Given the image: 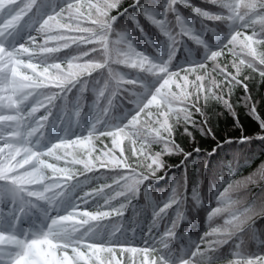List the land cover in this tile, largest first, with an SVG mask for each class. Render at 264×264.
I'll list each match as a JSON object with an SVG mask.
<instances>
[{"label": "snow or ice", "instance_id": "snow-or-ice-1", "mask_svg": "<svg viewBox=\"0 0 264 264\" xmlns=\"http://www.w3.org/2000/svg\"><path fill=\"white\" fill-rule=\"evenodd\" d=\"M209 2L222 11L205 10L190 0H134L130 7L139 9L138 15L130 14L128 8L118 11L122 0H0V264H122L116 258L117 249L122 254L142 253L141 264H198L196 257L212 264L216 244L240 239L247 231L256 238L255 219L264 218V199L259 205L253 201L240 206L241 201L229 193L264 181V165L254 175L217 192V206L208 219L220 215L225 219L222 226L204 233L205 237H217L204 250L199 243L191 252L183 247L176 252L172 247L173 241L180 239L176 230L188 220L190 211L187 195L177 191L179 181L162 205L153 208V217L162 218L175 206V219L158 239L145 238L142 248L126 246L127 232L135 230L124 227L126 204H112L121 196L130 200L145 181L161 179L157 172L165 168L164 155L191 156L174 139L181 119L188 136L192 137L191 124L202 135L215 138L207 127V114L199 106L201 98L205 106L210 99L222 103L239 125L230 96L233 88L242 86L244 106L264 130L255 102L249 103L251 96L244 83L249 77L240 79L242 66L258 71L264 79V0ZM179 5L190 8L193 17L183 15ZM113 10L116 15L111 14ZM125 16L127 20L122 21ZM196 18L202 29L205 21L224 22L228 32L219 35L215 28H208L217 35L216 45H210L202 38L203 32L196 30ZM143 21L158 30L163 40H153ZM248 29L251 34L242 31ZM136 37L147 40L156 49L155 55L142 50ZM184 37L202 46L204 55L202 59L190 58L186 67L179 65L176 70L173 60ZM229 45L228 51L236 57L231 61L234 73L218 62ZM208 61L213 62L212 72L207 71ZM114 64L137 70V74L130 77L115 70ZM101 69H106L108 77L102 86L92 76ZM212 73L223 79L217 81ZM124 84L137 85L141 91L131 93L133 109L115 115L113 101ZM89 87L94 99L87 110L89 106L82 104L81 98ZM73 89L79 95L69 104L68 94ZM225 90L227 95H221ZM193 110L204 117L199 124L192 119ZM102 138H110L111 147L103 144ZM125 139L133 145L135 168L122 147ZM98 142L103 147H98ZM153 145H162L161 151L145 150ZM100 169L112 176L119 190L107 183L86 190L90 182L87 173L95 175ZM183 187L186 192V178ZM191 199V211L199 210L203 200L196 188ZM93 204L95 209L90 210ZM242 243L235 245L227 264H264V255L245 254Z\"/></svg>", "mask_w": 264, "mask_h": 264}, {"label": "trees", "instance_id": "trees-1", "mask_svg": "<svg viewBox=\"0 0 264 264\" xmlns=\"http://www.w3.org/2000/svg\"><path fill=\"white\" fill-rule=\"evenodd\" d=\"M19 2V0H17ZM54 3H59L60 0H53ZM134 0H122L121 7L118 11H123L124 8L129 9V13L132 15H138L139 9H133L130 5H133ZM149 2L162 3L163 0H149ZM194 6L201 7L205 10L217 12L222 11L217 5L212 4L209 0H190ZM180 11L186 17H193V13L190 8H184L182 5L178 6ZM113 15L117 14V10H113L111 13ZM31 15V13H29ZM122 21L127 20V16L121 18ZM170 19L172 17L170 16ZM146 25L148 35L152 37L153 40H163L160 36L158 30H156L152 25L148 24L147 21H143ZM205 28H201L199 18H196V30L198 32H203L202 38L207 40L210 45L215 46L217 43V35H226L228 32L227 24L224 22H212L205 21ZM208 28H215L216 34L209 31ZM178 31V29H175ZM251 34V29L242 30ZM37 35L36 33H33ZM159 38V39H158ZM180 38L178 37V40ZM135 43L139 47L146 51L150 55H155L156 49L149 45L148 41L136 37ZM228 47L223 49V55L218 58L220 65H227L228 71L235 72L231 67V61L236 59L231 52L228 51ZM162 48V45H161ZM70 51V49L65 50ZM238 51V49H237ZM62 55V54H61ZM204 55V49L202 46L196 45L192 40L187 37L183 38L182 43L177 44L176 57L173 60V66L176 70H179V65H186V61L190 58L202 59ZM213 62H207V71L212 72ZM115 70L123 72L130 77H134L137 74V70L129 69L124 65H112ZM258 67H261L258 65ZM243 71L241 73L240 79L244 76H248L249 79L244 80V83L248 85V95L251 96L250 102H255V107L257 115L261 119H264V79L259 75L258 71H252L247 67L242 66ZM98 70L92 76L96 80H100L101 86L103 80L107 79L106 69H103V76ZM181 76L185 73L180 72ZM217 81L223 79L222 75L218 73H212ZM140 75H145L140 73ZM189 80L194 79V75L189 73ZM87 79V77H85ZM205 86H209L207 81ZM173 90H176L175 85H172ZM127 89L128 91H124ZM133 91L139 92L141 89L137 85L124 84L122 89L118 92L113 103L115 105L114 114L122 115L125 110H131L134 105L129 101L134 99L131 93ZM79 95L76 89H73L71 93L68 94V103L71 104ZM221 95H227V91ZM245 92L242 86H236L233 88L230 100L235 107L236 113L239 117V125H237L234 118L224 109L222 103H219L213 99H210L207 105H204L203 98L199 101V106L202 107L207 114L208 124L207 127L212 129L215 134V138L211 135H202L197 128L193 127L191 124L188 125L189 131L192 132V137L188 136L184 132V121L181 119L179 126L175 128L174 139L177 144H179L183 149L184 153H191L187 159H185L184 154L180 155H164V159L167 160L168 164L163 169L157 172V177H162L161 179H151L150 181H145L140 185V191L132 196L130 200H125L123 196L117 197L112 201V204L119 206L120 203H125L126 207L124 210V227L128 229L134 228L133 231L129 230L127 232V239L129 243L126 246H134L142 248L145 246V238L151 236L156 237L164 232L165 228L170 225V221L175 219L176 208H170L167 210V215L161 217H153V208H158L162 203L169 197L174 186H176L177 181L180 182V186L177 188L178 193L181 196L187 195L188 204L187 207L190 210L188 214V220L179 224L177 228V235L180 239L173 241L172 247L174 251L179 252L180 248L183 247L186 252L194 251V244L199 243L202 250L208 247L209 242L215 241L217 237L215 236H204V233L211 232L213 227L222 226L224 223L225 215H220V220L208 219V213L212 208L217 206L216 194L218 191H222L224 187H227L229 183H235L241 178H244L249 173L256 171L264 164V139L260 138L264 136V130L260 128L259 121L248 114V109L244 106L245 101L242 99L245 96ZM94 99V95L91 92V88L86 91L82 98L81 103L87 104L90 110L91 102ZM56 103H60L56 101ZM103 103V101H102ZM155 111V109H153ZM141 119H144L143 114ZM193 120H204V117L200 116L193 110L192 114ZM194 137V139H193ZM248 138L241 143L242 138ZM103 144H107L111 147L110 138H102ZM231 140V143L226 141ZM103 144L98 142V147H103ZM218 145H220L218 147ZM122 147L125 150V154L129 159V163L136 167V158L132 156L131 148L132 143L125 139L123 141ZM136 149H140V144L135 145ZM162 145H153L150 150L146 151L157 152L161 151ZM195 149H199L196 152ZM215 149V151H213ZM211 153V155H209ZM142 159V158H141ZM150 162V161H147ZM138 172L145 171V168H137ZM127 174L126 169L123 170ZM90 177L89 185L86 190H91L92 188L99 187L100 184L107 183L111 184L113 189H117V186L113 184L112 176L105 170L100 169L99 173L95 175L93 173H87ZM180 176H182L180 181ZM78 178L83 179V176ZM187 180V191L183 187L184 180ZM200 193L203 204L199 210L191 211L192 206V189ZM105 191H111L105 189ZM259 194L264 193V181L258 183V187L255 189ZM233 199L239 200L241 194L239 192L229 193ZM255 201L257 204V195L252 194L245 201L241 202L242 206L244 203H252ZM103 204V201H101ZM185 205H181V210H183ZM95 205H92L90 210H94ZM219 217V216H217ZM110 219H117L116 217H111ZM155 219V223H154ZM28 226L27 224L25 225ZM256 238H253L252 231H247L240 234V239L233 237L227 244H216V251L211 253L213 256L212 264H227L229 259H232V253L236 251L235 245L243 241L241 245V250L245 254H261L264 255V218L256 217L255 228ZM116 257L121 258L125 264H141L143 260L142 253H121L119 249L116 251ZM151 260L152 257L150 256ZM198 264H207L206 261H200L199 257L195 258Z\"/></svg>", "mask_w": 264, "mask_h": 264}, {"label": "rangeland", "instance_id": "rangeland-1", "mask_svg": "<svg viewBox=\"0 0 264 264\" xmlns=\"http://www.w3.org/2000/svg\"><path fill=\"white\" fill-rule=\"evenodd\" d=\"M90 47V46H89ZM97 58H99V57H97ZM85 59H87V58H85ZM101 72H103V69H101V71L99 72V73H101ZM96 72H93V74H95ZM92 74V75H93ZM107 75V74H106ZM106 78H108L107 76H106ZM249 103H251L250 101H249ZM194 121H196L197 122V124H199L201 121H199V120H194ZM118 154V153H117ZM176 155V154H175ZM180 155V154H179ZM164 157V156H163ZM164 159V158H163ZM164 162H165V167L167 166V164H168V162H167V160H165L164 159ZM264 165V164H263ZM258 171V169L256 170V171H253V172H251V173H249L247 176H245L244 178H241L239 181H242V180H244L246 177H248V176H251V175H254L256 172ZM181 178H182V176H180V181H181ZM259 183V182H258ZM258 183H256V184H249V185H247L246 187H240L239 189H233V190H231V192H239L240 194H241V197H240V199H239V201H241V202H243V201H245L248 197H250L252 194H255V195H257V205H259V203H260V200L261 199H264V193L263 194H259L258 193V191H255V189L258 187ZM213 219H215V220H220V216L219 217H217V216H215V217H213ZM117 259H119V260H121V262H122V264H125L124 263V261L121 259V258H119V257H116Z\"/></svg>", "mask_w": 264, "mask_h": 264}]
</instances>
